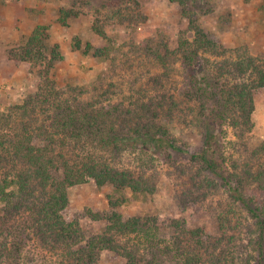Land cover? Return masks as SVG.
<instances>
[{"label": "trees", "instance_id": "16d2710c", "mask_svg": "<svg viewBox=\"0 0 264 264\" xmlns=\"http://www.w3.org/2000/svg\"><path fill=\"white\" fill-rule=\"evenodd\" d=\"M202 1L176 0L193 32L180 39L177 49L185 77L178 94L166 89L158 75L151 81L152 92L127 106L81 102L45 78L21 103L0 110V264H96L105 250L121 256L124 264H264V160L239 165L218 144L226 124L242 141L252 129L254 91L264 88V60L251 54L227 57L197 20L198 12L205 11ZM60 14L65 23L78 13L71 8ZM48 28L38 25L18 58L46 59ZM92 29L107 44L75 40L74 47L112 59L104 25L94 21ZM51 54L49 65L54 56L63 58L58 45ZM155 56L164 69L170 68L169 55ZM187 109L194 112L192 124L203 140L196 150L181 146L168 126ZM126 152L137 158L138 167L121 165ZM148 155L186 159L183 173L189 174L198 199L222 195L214 204L213 230L118 210L131 197L147 199L156 193L158 175L148 165L153 160H145ZM89 179L121 193L108 195L104 214L89 211L93 219L105 221L93 234L66 215L69 188Z\"/></svg>", "mask_w": 264, "mask_h": 264}, {"label": "rangeland", "instance_id": "374dc122", "mask_svg": "<svg viewBox=\"0 0 264 264\" xmlns=\"http://www.w3.org/2000/svg\"><path fill=\"white\" fill-rule=\"evenodd\" d=\"M201 4L205 11L198 12L197 20L227 50V57L236 59L237 55L251 54L264 60V0H204ZM71 8L78 14L64 23L60 10ZM94 21L104 25L111 37L112 59L116 60L85 55L74 47L75 40L95 46L107 44L92 29ZM38 25L49 27L48 47L44 49L47 58L38 62L18 58L17 53ZM192 33L184 8L176 0H0V110L21 103L39 89L45 78L53 80L58 90H64V96L81 102L100 100L127 106L131 100L146 98L152 92L151 81L158 75L166 89L178 94L185 77L177 49L180 39L191 38ZM56 45L63 58L54 56L49 65L51 49ZM155 53L169 55V69L163 68ZM254 99L253 126L244 140L238 139L234 128L226 124L218 142L224 156L233 157L239 165L264 160L260 150L264 146V88L254 91ZM181 106L185 108L187 103L181 102ZM184 112L180 114L186 117L174 116L168 126L181 146L196 150L203 140L198 127L192 124L195 114L189 109ZM147 158L153 160L148 165L158 175L156 193L147 199L131 197L118 210L125 216L151 213L157 214L164 224L182 219L190 227L213 230L214 204L222 195L198 199L197 189L188 182L189 174L183 173L188 168L187 160L181 156L171 161L162 155ZM121 163L139 165L128 152ZM126 194L131 196L130 191ZM108 195L121 193L111 186L99 187L93 179L70 187L67 217L77 219L88 234L100 232L105 221L93 219L89 211L107 212ZM96 264H124V259L105 250Z\"/></svg>", "mask_w": 264, "mask_h": 264}]
</instances>
